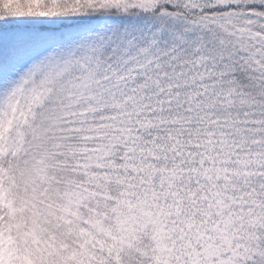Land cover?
Masks as SVG:
<instances>
[{
    "label": "snow or ice",
    "instance_id": "6c2138e0",
    "mask_svg": "<svg viewBox=\"0 0 264 264\" xmlns=\"http://www.w3.org/2000/svg\"><path fill=\"white\" fill-rule=\"evenodd\" d=\"M0 264H264V0H0Z\"/></svg>",
    "mask_w": 264,
    "mask_h": 264
}]
</instances>
